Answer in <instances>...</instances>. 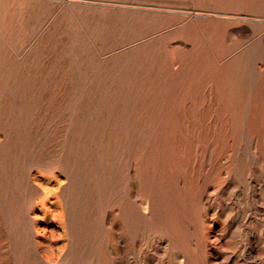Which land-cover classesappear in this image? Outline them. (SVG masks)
Returning a JSON list of instances; mask_svg holds the SVG:
<instances>
[{"label": "rangeland", "instance_id": "1", "mask_svg": "<svg viewBox=\"0 0 264 264\" xmlns=\"http://www.w3.org/2000/svg\"><path fill=\"white\" fill-rule=\"evenodd\" d=\"M0 264H264V0H0Z\"/></svg>", "mask_w": 264, "mask_h": 264}]
</instances>
